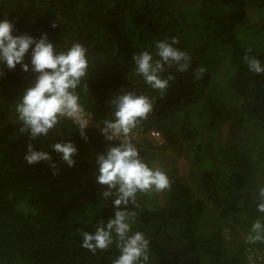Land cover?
<instances>
[{
  "label": "trees",
  "instance_id": "16d2710c",
  "mask_svg": "<svg viewBox=\"0 0 264 264\" xmlns=\"http://www.w3.org/2000/svg\"><path fill=\"white\" fill-rule=\"evenodd\" d=\"M249 14L263 23H251ZM4 18L13 22V35L47 33L57 48L81 42L95 65L88 93L81 92L94 124L85 130L87 139L66 120L36 140L19 131L14 104L37 74L20 64L0 65V264H112L119 255L115 244L93 255L81 247V230L94 233L116 211L101 196L95 157L119 143L98 128L121 88L157 96L137 129L150 166L164 150L190 163L188 178L162 168L172 180L162 204L138 194L139 207L129 206L136 213L133 232L150 240L148 264H264V243L245 242L252 223L264 221L257 211V189L264 186V74L250 72L243 59L255 55L264 64V0H0ZM172 36L192 61L185 73L168 70L176 80L160 99L136 74L132 57L155 53L154 42ZM30 59L31 48L24 63ZM199 67L206 73L194 81ZM216 75L226 80V90L214 87ZM149 130L159 132L160 146L143 137ZM61 140L78 148L75 167L50 147ZM28 143L51 154L59 175L47 161L24 160ZM236 226L245 238L225 242L224 229L232 233Z\"/></svg>",
  "mask_w": 264,
  "mask_h": 264
},
{
  "label": "clouds",
  "instance_id": "9594fccd",
  "mask_svg": "<svg viewBox=\"0 0 264 264\" xmlns=\"http://www.w3.org/2000/svg\"><path fill=\"white\" fill-rule=\"evenodd\" d=\"M52 27H57V22H53ZM13 28L14 24L9 19L0 20V65L6 64L8 69H14L20 64L23 71L37 74L34 84L26 88L14 104L17 120L21 124L19 131L27 133L30 140H36L47 136L58 124L67 120L87 139L85 130L92 119L82 102L81 92L88 93L86 81L95 65L90 63L88 49L79 41L57 48L48 39L47 33L36 39L27 33L13 35ZM179 44L178 37H165L154 42L155 53L141 50L132 57L136 74L158 93L160 99L171 87L170 82L176 80V76L168 70L174 67L176 72L185 73L190 68L192 57L177 47ZM30 48L29 65L24 63V58ZM251 51V48L247 50L248 53ZM243 59L250 72L264 74V64L255 55L245 54ZM205 73L204 67L197 68L193 80L201 79ZM3 75L0 68V77ZM156 101L157 96L121 88L108 102L112 109L108 117L100 121L104 138L119 143L109 144L106 152L96 155L98 169L95 180L103 186L101 196L105 201L111 200L116 211L106 225L103 220L98 222L94 233L81 230V247L95 255L98 250L105 251L115 244L119 255L112 260V264H148L150 240L141 231L133 232L136 213L129 206L139 207L138 194L151 197L153 193L172 187L167 172L150 166L141 156L136 142V130L153 113ZM50 147L61 155L69 168L76 166L74 157L79 155V151L73 142L61 140ZM24 160L28 164L47 161L52 174L59 175V167L51 154L36 150L32 143L27 145ZM257 199V211L264 213V186L258 187ZM224 232L227 234L229 229L225 228ZM245 242L264 243L262 219L257 218L252 223Z\"/></svg>",
  "mask_w": 264,
  "mask_h": 264
},
{
  "label": "rangeland",
  "instance_id": "374dc122",
  "mask_svg": "<svg viewBox=\"0 0 264 264\" xmlns=\"http://www.w3.org/2000/svg\"><path fill=\"white\" fill-rule=\"evenodd\" d=\"M249 21L253 24H261L263 23V19L262 17H260L259 15H252L249 14ZM223 77L221 75H216L215 79L213 81V85L214 87L218 90V89H223L226 90L227 84H226V80H222ZM141 136V132L140 130H136V137H137V144H139V137ZM143 137H145L149 142L156 144L157 146H160V143L163 141V138L161 140L160 143H158V141L151 139L147 133L143 134ZM152 166L155 167H161L164 169H168V170H172L186 178H188V173L190 170V163H189V159L187 157L184 156V154H181L179 156L175 155L174 152L172 151H163V153L158 152L157 156L154 158V160L152 161ZM164 193L160 192V193H153L152 200L153 202H155L156 204H162L164 201ZM213 212L212 211H208L206 213V218L207 221L210 222L212 220L213 217ZM236 232H228L227 234L224 232L223 238L224 241L227 242L228 238L231 236H236L237 241H241L242 238H245V235L243 233V230L240 229L238 226H236Z\"/></svg>",
  "mask_w": 264,
  "mask_h": 264
},
{
  "label": "built area",
  "instance_id": "2783aa9c",
  "mask_svg": "<svg viewBox=\"0 0 264 264\" xmlns=\"http://www.w3.org/2000/svg\"><path fill=\"white\" fill-rule=\"evenodd\" d=\"M92 124H93V123H91V121H90L89 126L92 125ZM93 125H94V124H93ZM101 128H102V127H101ZM101 128H98V130L100 131ZM146 133L148 134V136H149L151 139L158 141V143L161 142L160 134H159L158 131H156V130H149V131L146 132Z\"/></svg>",
  "mask_w": 264,
  "mask_h": 264
}]
</instances>
